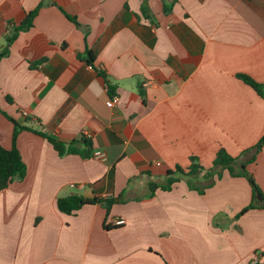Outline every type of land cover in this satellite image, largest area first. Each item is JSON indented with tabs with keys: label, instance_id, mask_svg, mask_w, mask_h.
<instances>
[{
	"label": "crops",
	"instance_id": "0c3cea01",
	"mask_svg": "<svg viewBox=\"0 0 264 264\" xmlns=\"http://www.w3.org/2000/svg\"><path fill=\"white\" fill-rule=\"evenodd\" d=\"M36 8L0 59V143L13 145L10 116L65 143L85 136L106 159L22 130L26 176L0 190V264H264V199L245 176L148 185L225 149L264 195V146L251 149L264 98L238 77L264 83V0H0V54ZM71 194L118 201L67 214L57 201Z\"/></svg>",
	"mask_w": 264,
	"mask_h": 264
},
{
	"label": "trees",
	"instance_id": "16d2710c",
	"mask_svg": "<svg viewBox=\"0 0 264 264\" xmlns=\"http://www.w3.org/2000/svg\"><path fill=\"white\" fill-rule=\"evenodd\" d=\"M38 8L28 12L21 23L13 30L12 34L7 36L5 47L0 54V59L2 58V56L8 54L9 48L17 37L19 31L30 28L33 25V19L37 14ZM73 20L76 22L75 18H73ZM94 58L95 54L93 53V51L88 50V62L92 64ZM238 77L245 83L250 85L253 89H255L258 94L264 98V83L259 82L255 78L246 74H239ZM108 87L111 96H113L115 94V86L108 83ZM8 117L14 123L13 145L11 148H6L0 143V190L8 187L14 181V179H23L26 176V164L24 163L21 153L17 147V138L22 130H30L45 137L58 151L59 155L70 153H76L83 157H91L93 155L92 143L85 136H82L79 140H73L70 143H65L57 139L56 137H52L42 131L33 130L31 127H28L16 121L13 117ZM82 146L84 147V149H82ZM263 146L264 135L251 149H255V151L258 152L262 149ZM239 158L240 157H234L230 155L225 149H220L213 161V165L210 168H205L200 164L197 156H191L190 166L185 168L181 165H177L175 169L168 170V177L165 182L158 183L155 181H149L148 185L151 190V194H154L157 188H161L163 190H171L174 184L179 182L183 178H186L188 184L192 186L193 180L197 178L203 171H206L204 177L209 179L215 177L216 175L220 177L221 170L228 169L233 176H245L249 180L253 188L255 200H257L258 198L264 199V195L257 182L255 181L253 174L248 170L246 162H241L240 170L239 172H236V168L234 167V165L239 163ZM197 189L201 191V189ZM117 201V198H89L81 194H71L66 197L58 198L57 205L59 210H61L62 212L73 214L81 209L85 204H101L109 213L112 206ZM254 207H256L255 202L244 209L241 214L246 212L249 208Z\"/></svg>",
	"mask_w": 264,
	"mask_h": 264
},
{
	"label": "built area",
	"instance_id": "2783aa9c",
	"mask_svg": "<svg viewBox=\"0 0 264 264\" xmlns=\"http://www.w3.org/2000/svg\"><path fill=\"white\" fill-rule=\"evenodd\" d=\"M118 101V96H113L110 101L108 102L109 106H113L116 102ZM89 136V134H87ZM93 157H95L96 159H100V160H105L106 159V153L102 150H95L93 152ZM113 225H123L125 224V220L121 219V218H116L112 220Z\"/></svg>",
	"mask_w": 264,
	"mask_h": 264
}]
</instances>
